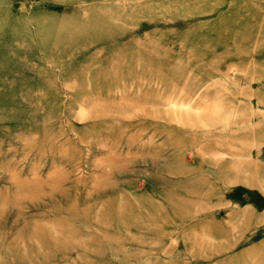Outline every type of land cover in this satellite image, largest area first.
I'll return each mask as SVG.
<instances>
[{
	"label": "rangeland",
	"instance_id": "374dc122",
	"mask_svg": "<svg viewBox=\"0 0 264 264\" xmlns=\"http://www.w3.org/2000/svg\"><path fill=\"white\" fill-rule=\"evenodd\" d=\"M0 264H264V0H0Z\"/></svg>",
	"mask_w": 264,
	"mask_h": 264
}]
</instances>
